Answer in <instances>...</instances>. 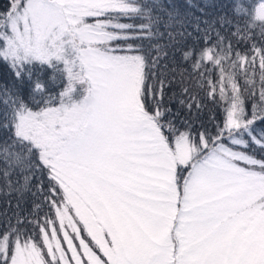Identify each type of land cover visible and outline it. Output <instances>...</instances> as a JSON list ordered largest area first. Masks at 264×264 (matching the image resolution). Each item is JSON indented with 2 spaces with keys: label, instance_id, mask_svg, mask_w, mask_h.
Wrapping results in <instances>:
<instances>
[{
  "label": "snow or ice",
  "instance_id": "1",
  "mask_svg": "<svg viewBox=\"0 0 264 264\" xmlns=\"http://www.w3.org/2000/svg\"><path fill=\"white\" fill-rule=\"evenodd\" d=\"M180 16L0 11V264H264V0H231L199 47L173 43Z\"/></svg>",
  "mask_w": 264,
  "mask_h": 264
},
{
  "label": "trees",
  "instance_id": "2",
  "mask_svg": "<svg viewBox=\"0 0 264 264\" xmlns=\"http://www.w3.org/2000/svg\"><path fill=\"white\" fill-rule=\"evenodd\" d=\"M166 8L171 9L172 6H177L181 12L180 18L174 22V36L173 43L177 45L179 49L185 47H199L203 42L205 30L208 29L210 35L214 36L216 31L227 33V29L219 23V17L230 15L231 0H161ZM8 5V0H0V11H3ZM209 24L212 28L209 29ZM168 42V37L165 35L161 44ZM180 53L177 51V59H179ZM0 77L6 81H10L11 77L6 70V67L0 65ZM56 91L53 86V92ZM209 112L206 109L201 116V119L207 121ZM198 126V125H197ZM9 200L12 202V206H9ZM27 202L21 204V211L27 215L31 210L32 198L27 197ZM16 200L14 197H9L4 192H0V227L5 225L4 213L7 212L11 217L13 210L15 209Z\"/></svg>",
  "mask_w": 264,
  "mask_h": 264
}]
</instances>
